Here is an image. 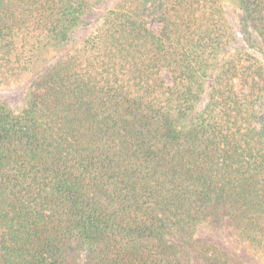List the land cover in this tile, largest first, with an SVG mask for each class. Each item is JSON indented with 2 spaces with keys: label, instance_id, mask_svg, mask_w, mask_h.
Here are the masks:
<instances>
[{
  "label": "trees",
  "instance_id": "16d2710c",
  "mask_svg": "<svg viewBox=\"0 0 264 264\" xmlns=\"http://www.w3.org/2000/svg\"><path fill=\"white\" fill-rule=\"evenodd\" d=\"M14 89L0 264H264V0H0Z\"/></svg>",
  "mask_w": 264,
  "mask_h": 264
},
{
  "label": "rangeland",
  "instance_id": "374dc122",
  "mask_svg": "<svg viewBox=\"0 0 264 264\" xmlns=\"http://www.w3.org/2000/svg\"><path fill=\"white\" fill-rule=\"evenodd\" d=\"M160 26V21L159 20H153L150 23V28L151 29H157ZM163 76L167 82L170 81L169 75L165 72L162 71ZM0 96L6 100L7 102L11 103L12 105H17L21 102L22 99V89H14L10 91H2L0 93Z\"/></svg>",
  "mask_w": 264,
  "mask_h": 264
}]
</instances>
